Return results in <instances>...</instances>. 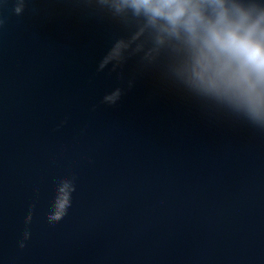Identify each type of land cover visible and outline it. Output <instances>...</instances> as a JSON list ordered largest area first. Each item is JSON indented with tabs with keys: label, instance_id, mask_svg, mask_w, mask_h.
<instances>
[{
	"label": "water",
	"instance_id": "water-1",
	"mask_svg": "<svg viewBox=\"0 0 264 264\" xmlns=\"http://www.w3.org/2000/svg\"><path fill=\"white\" fill-rule=\"evenodd\" d=\"M119 3L0 0V264H264V130Z\"/></svg>",
	"mask_w": 264,
	"mask_h": 264
},
{
	"label": "clouds",
	"instance_id": "clouds-1",
	"mask_svg": "<svg viewBox=\"0 0 264 264\" xmlns=\"http://www.w3.org/2000/svg\"><path fill=\"white\" fill-rule=\"evenodd\" d=\"M123 7L143 12L161 33L182 40L195 86L227 101L264 130V9L235 0H120L117 9ZM24 8L25 0H18L15 12ZM68 187L67 182L61 187L50 220L66 215Z\"/></svg>",
	"mask_w": 264,
	"mask_h": 264
}]
</instances>
